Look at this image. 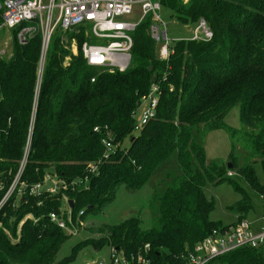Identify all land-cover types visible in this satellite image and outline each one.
Instances as JSON below:
<instances>
[{
  "label": "trees",
  "instance_id": "16d2710c",
  "mask_svg": "<svg viewBox=\"0 0 264 264\" xmlns=\"http://www.w3.org/2000/svg\"><path fill=\"white\" fill-rule=\"evenodd\" d=\"M161 5L193 29L204 19L213 38L177 41L162 61L149 35V17L133 34L128 68L119 71L87 65L81 48L77 55L70 49L76 33L58 29L39 90L42 35L34 33L22 45L18 33L24 24L11 29V54H0V203L23 161L21 183L42 184L51 174L68 188L58 195L12 193L0 209V264H74L76 250L88 242L57 261L71 236L50 220L51 214L65 216L64 197L73 202V218L84 211L83 220L112 202L119 187L138 191L174 153L177 170L151 199L153 227L144 230L139 218H131L91 245H111L136 257L145 256L148 245L152 264H182V256L212 231L248 219L254 208L240 182L264 195L255 169L260 164L264 178V0H161ZM87 40L98 44L91 34ZM153 86L160 94L156 113L137 133L139 105ZM235 107L239 129L225 122ZM220 130L231 142L229 157L210 161L203 139ZM237 145L248 157L245 164L238 162ZM223 182L241 194L242 216L230 224L210 220L215 204L205 195L207 185ZM208 264H264V244L238 248Z\"/></svg>",
  "mask_w": 264,
  "mask_h": 264
},
{
  "label": "built area",
  "instance_id": "2783aa9c",
  "mask_svg": "<svg viewBox=\"0 0 264 264\" xmlns=\"http://www.w3.org/2000/svg\"><path fill=\"white\" fill-rule=\"evenodd\" d=\"M188 1L190 0H185L186 3ZM161 10V0H0V13L1 19H3L0 30L10 32L11 29L19 28L24 24L18 33V41L22 45L27 43V39L31 38L34 33L39 32L42 35V52L38 71L39 88L47 48L58 29L63 32L86 30L88 36L91 34L98 41V44L87 42L81 48L83 59L87 65L98 69L114 68L124 71L130 64L133 34L143 21L151 17L148 28L149 35L158 47L159 59L167 61L172 50L168 41L166 23L160 15ZM135 16H139L137 21H135ZM192 30V38L189 39L191 41L208 42L213 38V32L204 19H200L198 25ZM74 42L73 39V54L77 55L78 52ZM92 81L95 82L94 79ZM142 99L145 103H148V106L138 121V129L143 128L153 119L156 113L155 109L160 99L157 87L153 86L148 96ZM27 146V149H29V143ZM25 163L23 161L19 173L5 193L6 195L0 203V209L10 199L18 185L20 191L23 192L22 196L24 194L41 196L44 191L52 195H58L60 190L68 188V185L62 179H58V177L51 174L45 176L42 184L29 187L21 183L20 177L25 168ZM90 168L91 173H96V167L91 166ZM73 184L79 183L74 182ZM1 187L2 184L0 183ZM259 200L262 203L259 217L251 221L245 219L236 226L223 227L212 231L208 237L197 243L186 255L182 256V264H208L212 260L238 248H257L264 244V195L259 196ZM64 202L66 206H64L65 209L61 213L62 215L65 213V216L59 217L58 214H51L50 220L68 235L77 236L79 231L85 228L82 220L84 211L82 210L73 218L72 209L69 208V201L66 197H64ZM144 251L145 256L139 254L136 257L134 255L127 256L111 249L109 264H152L151 260L147 258V255H149L148 245L144 247ZM87 264L105 263L95 261Z\"/></svg>",
  "mask_w": 264,
  "mask_h": 264
},
{
  "label": "rangeland",
  "instance_id": "374dc122",
  "mask_svg": "<svg viewBox=\"0 0 264 264\" xmlns=\"http://www.w3.org/2000/svg\"><path fill=\"white\" fill-rule=\"evenodd\" d=\"M160 15L166 23L169 44L172 45L175 41L192 38L193 28L189 25H185L184 23L181 24L177 19L172 17L173 14L169 9H162ZM138 19L139 16H135V21ZM75 33L77 37H74V44L76 45L77 52H79L80 48L88 42V33L86 30H80ZM81 35L86 40H81ZM11 43L12 35L10 32L8 30H0V54L8 57V55L11 54ZM71 46L72 49H70L73 53L74 48L72 42ZM43 65H45V60ZM39 89L40 87L38 90ZM147 106L148 103H145L142 99L139 105V113L137 114L135 121L134 131L137 133L141 130L137 128L138 121ZM225 122L230 128L239 129L241 127L239 122V108L235 107L227 116ZM107 135L109 136L110 133H107ZM203 145L205 147L206 157L208 160L226 161L228 159V155L231 150V142L225 131L220 130L209 133L206 137H204ZM235 154L238 156V162L240 165L245 164L248 161V157L242 151L240 145L236 146ZM176 163L177 157L174 153L170 156V159L160 164L155 169L149 180L142 187H140L138 191H130L126 189L125 186H121L117 189L115 199L112 202L102 208L88 212L83 218L85 228L80 230L77 236H71V238H69L61 246V249L56 255L57 261H61L65 257H69L72 254L73 249L77 248L80 243L88 242L87 245L85 244L83 247L76 250L77 257L74 264H87L90 262L94 263L95 261H103L105 264H109L111 245H99L95 248L89 242H98L105 236L106 231H108L110 227L119 225L125 220L131 218H139L141 221V227L144 230L151 229L154 225V214L152 211L151 199L156 191L160 193L164 191L163 184L167 181L171 174L176 172ZM255 169L258 172V177L261 183H264L263 172L261 171L260 164H256ZM240 184L243 188H245L246 194L249 196L254 208L248 213L247 218L250 221L254 220L260 215L262 203L256 194L245 187L243 183L240 182ZM15 191L19 194V196L23 194V192L20 191L19 185L16 187ZM205 195L215 204V209L210 214V220L215 222L223 221L230 224L236 222L237 218L242 216V214H239L237 210L241 194L238 193L228 182L220 183L219 186L207 185L205 187Z\"/></svg>",
  "mask_w": 264,
  "mask_h": 264
},
{
  "label": "water",
  "instance_id": "95a60500",
  "mask_svg": "<svg viewBox=\"0 0 264 264\" xmlns=\"http://www.w3.org/2000/svg\"><path fill=\"white\" fill-rule=\"evenodd\" d=\"M151 70V69H150ZM232 167L231 166H229V169H231ZM68 206H69V208H72L73 207V202L72 201H69L68 202ZM116 251H118V249H116Z\"/></svg>",
  "mask_w": 264,
  "mask_h": 264
}]
</instances>
